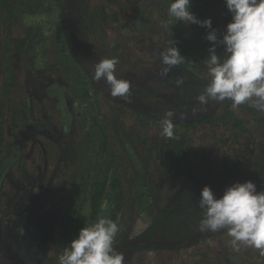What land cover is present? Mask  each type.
I'll list each match as a JSON object with an SVG mask.
<instances>
[{"label":"rangeland","instance_id":"1","mask_svg":"<svg viewBox=\"0 0 264 264\" xmlns=\"http://www.w3.org/2000/svg\"><path fill=\"white\" fill-rule=\"evenodd\" d=\"M4 1L0 0V86L3 78L8 83L9 78H16V86H10L9 100L5 107L0 106V113L7 116L6 127L15 128L28 142V148L24 162L14 172H7L1 183L0 203L5 209L0 211V264H58L73 226L81 224L83 228L101 216L112 219L110 187L106 188L95 220L90 218L88 205L76 206L81 199L80 187L93 181L99 166L105 170L108 166L110 174L120 169L121 191L131 202L121 207L113 220L119 226L113 247L125 241L142 244L159 241L158 236L162 235L158 232L151 237L144 235L151 221L138 205L132 204V199L140 196L141 209L145 210L151 199L148 191H168L165 168L161 164L168 138L163 136L160 122L138 116L131 107L108 103L100 90L95 95L96 81L77 64L73 55L93 68L101 58L114 57L112 49L117 40H128L133 53L139 50L138 56L132 54L130 59H118L117 78L138 86L133 93L141 97L145 109L163 114L171 110L175 113L173 119H185L208 112L215 103L210 102L202 109L196 100L211 80L204 63L212 47L206 40L209 29L170 16L168 8L172 0H70L67 5L68 0H18L13 6L3 7ZM190 11L201 21L211 19L218 38H222L231 21V15L229 21H225V14L221 13L228 12L224 0H191ZM105 15L110 18L116 15L118 23H111ZM172 39L186 60L162 76L160 73L165 66L158 53L164 51ZM223 52V46L218 45L217 54L222 57ZM178 78L184 80L179 86ZM86 87L89 99L84 96ZM182 87L183 93L177 95L178 88ZM229 102L230 108L245 113L255 137L247 138L248 148L242 152L257 156L247 161L240 156L235 170L223 165L220 155L219 159L212 160L220 167L219 176L233 177L228 186L245 181L257 185L264 180V113L247 104L233 107ZM14 108L20 113L15 114ZM13 124L18 126L13 128ZM64 125L68 128L66 133L62 131ZM211 128L215 132L211 130L213 133L195 139V143L211 144L213 148V143L219 142V149L224 138L216 126ZM174 131L176 137L184 135L181 128L175 127ZM189 135L193 137L190 131ZM104 137L108 139L105 147L102 145ZM141 140H146L147 146H143ZM8 143L11 147L17 146L18 139H10ZM226 145L232 148L233 140ZM9 149L0 155V175L6 165L2 162L4 156L14 154L12 148ZM143 149L152 155L140 161L148 160L145 167L142 165L147 173L140 175L148 181L142 180V186L133 187L127 179L130 181L136 175V152L143 153ZM103 152L111 156L108 162L101 157ZM98 161L102 164L92 166ZM30 168L29 177L35 176L30 182L26 177L14 179L19 170ZM187 193L183 191L182 198L192 195V191L191 195ZM16 216L25 218L28 224V236L20 244L15 241L10 227L11 219ZM186 232L179 223L171 239L160 238V243L176 245L182 240L177 235ZM117 250L124 254V264H194L197 259H202V264H264V255L259 250L243 243L234 246L227 231L198 248L146 251L124 245Z\"/></svg>","mask_w":264,"mask_h":264},{"label":"trees","instance_id":"2","mask_svg":"<svg viewBox=\"0 0 264 264\" xmlns=\"http://www.w3.org/2000/svg\"><path fill=\"white\" fill-rule=\"evenodd\" d=\"M71 1L68 0L66 2V5ZM17 2L18 0H5L4 2H2V6L10 7ZM86 11L87 9H85V13ZM221 13L223 15L225 14V21H229V12L222 11ZM63 14L64 10L62 9V16ZM105 17L107 19L109 18L111 23L117 24L119 21V18H117L116 15H113L111 18L109 16L107 17L106 15ZM9 18H12V15H9ZM64 29L66 30L67 40L70 42V33L68 25L65 21ZM114 44L115 45L112 49V54L120 61L128 58L130 59L132 54H135L134 56H138L139 50H134L133 53V47H131V45L128 43V40L123 39L122 42L120 40H117ZM69 48L72 51L71 45H69ZM73 56L77 64L82 66L83 69H85L87 73L92 76L93 68L88 67V64L84 60H79L76 54H74ZM195 77H197V75H195ZM15 79L16 78H9L8 83L7 79L4 80L3 78L0 86V106L5 107V102L9 100V90L11 88L10 86L15 85ZM96 84L97 87H95V95H97L98 90H100V93L103 95L104 100L108 103L131 107L135 114H137L138 116L154 119L158 122H160L164 118V114L162 112L158 110L152 111L150 109H145L142 106L141 97L133 93V91L138 90V86L130 84V96L127 100H124L119 97H111L109 95L108 86L106 85L105 81H96ZM86 89L87 87L84 89V96L89 99L90 97H88ZM183 90V87L178 88L177 95L182 94ZM189 92L190 91L187 89L186 93ZM230 107L231 104L229 100H225L220 103H214L213 108H211L208 112L206 111L194 116H189L185 119H173L174 129L175 127L181 128L184 131V135L178 138H168L164 146V151L162 153L163 161L161 162V164H163L165 168L164 173L166 174V187L168 191H148L151 199H149L150 205L145 210L141 209L143 201L140 196L138 198L134 197L132 199V204L138 205L142 214L148 215L149 220L151 221L148 230L144 235L146 237H151L152 235H154V233L158 232L162 236H158L159 241H153V243L142 244L138 242L130 243L125 241L123 245L119 243L118 245L114 246L116 250L124 245L125 247H130L136 250L144 249L146 251H179L186 248H198V246L205 243V241L218 237L227 231L226 229L216 232H201L199 230V222L203 217V210L199 208L198 201L200 191L205 185L209 186L212 189L216 197H220L223 195L222 191L224 187H227L230 183H232L231 180L233 177H231V175L230 177L228 174L226 176H219L218 173L220 167H217V165L213 162L216 159H219L218 155H220L222 161H224L223 165L233 170H235V168L238 166L239 158L242 157L247 161L249 158L254 156V154L252 153L245 151L242 152L244 148H248L247 138H255L253 132L251 131L252 127L248 126L249 121L246 120L244 112H237ZM219 110L221 111V113H219L218 115ZM13 111L15 112V114L20 113V111L16 110V108H14ZM6 117V115L0 113V155H2L3 152L5 153V151L9 148H12L14 154L4 156L2 162L6 165L4 167L3 173L0 175V189L2 185L1 183L6 179V173L14 172L24 162L27 155L26 149L28 148V142L24 141L23 138L18 135L19 132H15L16 129L14 127H17L18 124H13L14 130L12 128L6 127L5 124H7L8 122ZM63 118H65V116ZM208 125L211 126L209 127ZM212 125L216 126V129L220 130V134H222V138H224L221 142L222 146L219 149L217 147L219 142L213 143V148L211 144L203 146L195 143V139L206 138L205 135L215 132L211 128ZM211 130L213 132H211ZM62 131L66 133L68 131V128L64 125L62 126ZM189 131L193 134V137H190ZM10 139H18V145L11 147L10 143H8ZM229 140H233L232 148L226 145ZM141 143L143 146H147L146 140H141ZM107 144L108 139L107 137H104L102 144L103 147H105ZM145 149L148 151L147 147H145ZM146 150L143 149V153L136 152L138 158L136 167L138 168V170L136 171V175L133 176L130 181L127 179V183L133 187L142 186L140 184L142 180L145 182L148 181V179L144 178V176L140 177L142 173H147V169H144V167L148 160L142 163L140 161H142L144 156H147L148 159L152 156L151 154H148ZM101 157L105 159V162H108V159L111 156H108L106 155V152H103ZM214 157L215 160H212L214 159ZM219 162L220 161H216V163ZM230 163L231 167H229ZM101 164V161H98V164H93L92 166H99ZM142 165L144 167H142ZM41 167L43 166H40V169L43 170L44 168ZM99 167L101 168L97 170L93 181L90 184H86L80 187V192L78 194L81 195V199L76 206L88 205V208L90 209V218L92 220H95L98 213V208L104 198L105 193L107 192L106 188L110 187L112 191H109L111 194L109 203L111 209H113L112 220H114L121 207L131 202H129V199L127 200V195L124 194L123 191H121L122 178L120 169H117L115 174L114 172L110 174L111 171L108 170V166L106 170L102 166ZM30 172H32L31 168L29 170L21 169L14 179L17 180L19 177H26L27 181L30 182V178L34 179L35 177L34 175H31L29 177ZM110 176L112 179H110ZM150 177H152V174H150ZM263 183L264 180L260 181V183L256 185L257 191H264V188L260 190V187ZM183 191L188 192L187 194L189 195H191L192 191V195L190 197H186L187 199L182 198L181 193ZM4 209L5 205L0 203V211ZM24 219L25 218H22L20 216H16L15 219H11L12 224L10 225V227L14 232L15 241L19 244L27 238L29 233V231L27 230L28 224L24 221ZM179 223L182 224L183 228L187 231V234L180 233L181 236L177 235L181 237L182 240L180 242H176V245L167 246L160 243V238L163 240H166L168 238L171 239V235L176 232ZM82 226L83 225L79 224L71 228V233H69L68 238V244L76 238ZM190 229L191 231H188ZM192 231H194V234L190 233ZM198 252L200 253L201 250H199ZM204 254H206V252H202V255ZM194 264H202V259H197Z\"/></svg>","mask_w":264,"mask_h":264},{"label":"clouds","instance_id":"3","mask_svg":"<svg viewBox=\"0 0 264 264\" xmlns=\"http://www.w3.org/2000/svg\"><path fill=\"white\" fill-rule=\"evenodd\" d=\"M190 3L191 0H172L168 13L177 21L209 29L206 40L212 47L204 63L211 80L196 97L197 102L205 109L210 102L229 100L233 107L247 104L264 113V0H224L231 21L222 38L212 28L211 19L201 21L190 11ZM164 27L167 29L166 24ZM168 45L158 53L165 66L162 76L186 60L173 39ZM218 45L223 46L222 57L217 54ZM118 63L115 57L101 58L93 65L92 79L105 81L111 97L127 100L131 85L127 79H118L115 75ZM183 83V78L176 80L177 86ZM174 115L169 110L160 121L166 138H178L174 135ZM198 206L203 210L199 222L201 232L226 229L234 246L243 243L264 255V191H257L255 183L235 182L220 197L205 185L200 191ZM118 232L117 221L98 217L96 222L79 230L59 255L58 264H124V254L113 247Z\"/></svg>","mask_w":264,"mask_h":264},{"label":"water","instance_id":"4","mask_svg":"<svg viewBox=\"0 0 264 264\" xmlns=\"http://www.w3.org/2000/svg\"><path fill=\"white\" fill-rule=\"evenodd\" d=\"M263 188H264V183L261 185L260 190H262Z\"/></svg>","mask_w":264,"mask_h":264},{"label":"built area","instance_id":"5","mask_svg":"<svg viewBox=\"0 0 264 264\" xmlns=\"http://www.w3.org/2000/svg\"><path fill=\"white\" fill-rule=\"evenodd\" d=\"M232 238V237H231Z\"/></svg>","mask_w":264,"mask_h":264}]
</instances>
